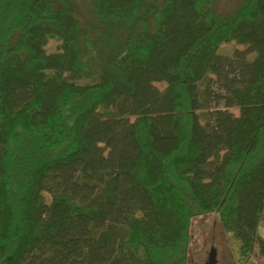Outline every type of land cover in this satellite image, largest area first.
<instances>
[{"label":"trees","instance_id":"obj_1","mask_svg":"<svg viewBox=\"0 0 264 264\" xmlns=\"http://www.w3.org/2000/svg\"><path fill=\"white\" fill-rule=\"evenodd\" d=\"M74 1L0 0V264H187L208 213L264 255V0Z\"/></svg>","mask_w":264,"mask_h":264},{"label":"rangeland","instance_id":"obj_2","mask_svg":"<svg viewBox=\"0 0 264 264\" xmlns=\"http://www.w3.org/2000/svg\"><path fill=\"white\" fill-rule=\"evenodd\" d=\"M243 0H213V11L216 15H231L237 6ZM76 14L78 18L87 24L92 19L90 0H75ZM58 41L49 39L46 45L48 52L57 50ZM241 45L234 42L220 45L219 52L223 55H231L235 49H242ZM155 85L162 89L164 83L156 82ZM237 114V108L230 109ZM258 234L264 240V207L263 216L258 226ZM211 247L217 250L218 264H236L235 255L233 254L223 230L218 221L217 215L208 213L206 215L195 217L191 220L190 226V244L187 255V264H204ZM247 264H264V255H259L255 249L249 263Z\"/></svg>","mask_w":264,"mask_h":264},{"label":"water","instance_id":"obj_3","mask_svg":"<svg viewBox=\"0 0 264 264\" xmlns=\"http://www.w3.org/2000/svg\"><path fill=\"white\" fill-rule=\"evenodd\" d=\"M204 264H217V260H216L214 249L210 250V252L208 253L207 259L204 262Z\"/></svg>","mask_w":264,"mask_h":264},{"label":"flooded vegetation","instance_id":"obj_4","mask_svg":"<svg viewBox=\"0 0 264 264\" xmlns=\"http://www.w3.org/2000/svg\"><path fill=\"white\" fill-rule=\"evenodd\" d=\"M211 250V249H210ZM215 255L217 257V260H218V253H217V250H215ZM218 262V261H217Z\"/></svg>","mask_w":264,"mask_h":264},{"label":"crops","instance_id":"obj_5","mask_svg":"<svg viewBox=\"0 0 264 264\" xmlns=\"http://www.w3.org/2000/svg\"><path fill=\"white\" fill-rule=\"evenodd\" d=\"M211 249H214L213 247H211ZM214 252H215V249H214ZM216 256V255H215ZM216 260H217V257H216ZM218 261V260H217ZM217 264H218V262H217Z\"/></svg>","mask_w":264,"mask_h":264}]
</instances>
